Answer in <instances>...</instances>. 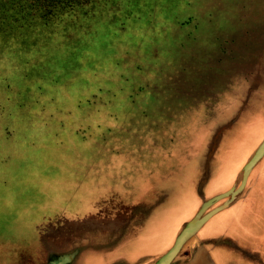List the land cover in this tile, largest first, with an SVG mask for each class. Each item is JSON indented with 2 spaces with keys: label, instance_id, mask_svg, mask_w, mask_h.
Masks as SVG:
<instances>
[{
  "label": "rangeland",
  "instance_id": "374dc122",
  "mask_svg": "<svg viewBox=\"0 0 264 264\" xmlns=\"http://www.w3.org/2000/svg\"><path fill=\"white\" fill-rule=\"evenodd\" d=\"M261 59L264 0H0V264L32 259L36 229L57 251L89 233L61 215L37 228L35 207L90 209L154 177L136 213L161 202L179 131L221 116L241 84L258 90Z\"/></svg>",
  "mask_w": 264,
  "mask_h": 264
},
{
  "label": "crops",
  "instance_id": "0c3cea01",
  "mask_svg": "<svg viewBox=\"0 0 264 264\" xmlns=\"http://www.w3.org/2000/svg\"><path fill=\"white\" fill-rule=\"evenodd\" d=\"M258 55L261 56V51ZM248 89L241 84L238 97L226 106L221 116L213 115L203 123L199 119L192 131L186 128L179 131L177 136L185 135L183 147L171 151H185L169 164L173 180L167 181L169 189L165 186L161 189V202L136 213L135 208L152 191L143 190L162 180L154 177L141 179L131 192L127 188V193L100 197L99 203L92 204L90 209L68 205L69 208L59 211L52 203H46L44 208L35 207L32 211L40 218L35 225L37 228L43 220L51 221L61 215L87 225L89 233L71 239L63 250L57 251L52 246L47 247L41 230L34 226L37 236L34 257L16 264H264V151L260 150L264 141L262 59L258 68L261 96L256 85L250 92ZM245 99H248L245 108L248 111L243 107ZM224 121L230 123L218 131L206 163L205 177L201 178V149L215 127ZM242 122L248 123L235 134ZM252 127H260V135L249 148H239V142ZM228 132L237 136L233 144L225 139ZM162 184L154 186L155 189ZM127 195L140 199L132 201ZM114 199L124 208L120 212L103 211ZM191 225L187 236L175 249ZM103 240L109 243L94 245ZM170 252L172 255L168 258Z\"/></svg>",
  "mask_w": 264,
  "mask_h": 264
},
{
  "label": "water",
  "instance_id": "95a60500",
  "mask_svg": "<svg viewBox=\"0 0 264 264\" xmlns=\"http://www.w3.org/2000/svg\"><path fill=\"white\" fill-rule=\"evenodd\" d=\"M260 150H261V153L264 151V141L261 143V148H260ZM260 150H259V151H260ZM191 227H192V225L189 226V229H187V231H185V232L183 233V235L181 236V238H180L179 241L177 242V245H176L175 249H176L177 247H179V245L181 244V242H182V241L184 240V238L187 236V234H188L189 230L191 229ZM171 255H172V252H170L169 255H168L167 257L169 258V257H171Z\"/></svg>",
  "mask_w": 264,
  "mask_h": 264
},
{
  "label": "trees",
  "instance_id": "16d2710c",
  "mask_svg": "<svg viewBox=\"0 0 264 264\" xmlns=\"http://www.w3.org/2000/svg\"><path fill=\"white\" fill-rule=\"evenodd\" d=\"M3 1H7V0H3Z\"/></svg>",
  "mask_w": 264,
  "mask_h": 264
}]
</instances>
